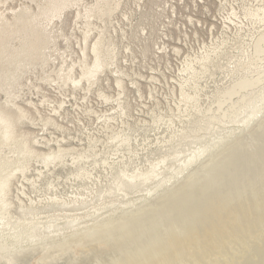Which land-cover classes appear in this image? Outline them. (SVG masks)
I'll return each instance as SVG.
<instances>
[{"label":"rangeland","instance_id":"374dc122","mask_svg":"<svg viewBox=\"0 0 264 264\" xmlns=\"http://www.w3.org/2000/svg\"><path fill=\"white\" fill-rule=\"evenodd\" d=\"M45 3L0 0V106L14 121V135L0 139V181L9 179L6 206L0 202V264H35L40 255L42 264H70L72 255L73 264H117L118 248L86 253L94 239L101 242L100 234L78 254L62 243L76 244L142 207L149 213L160 195L178 194L175 188L205 162L207 175L214 171V158L229 147L232 155L221 160H237L229 171L242 167L240 177L264 161V0H106L110 11L103 15V0H69L51 19L20 23L39 17ZM25 38L32 54L21 51ZM14 50L21 57L8 64ZM95 54L103 64L89 73ZM223 175L208 188L216 193L230 185L231 176ZM199 183L190 192L200 190ZM252 187L264 195V178ZM253 191L239 202L248 203ZM234 217L229 210L225 219L213 218L207 234ZM115 227L122 235L125 227ZM256 237L245 233L223 251L242 241L254 244ZM200 238L175 241L169 257ZM133 245L126 255L134 249L135 256Z\"/></svg>","mask_w":264,"mask_h":264},{"label":"bare ground","instance_id":"6f19581e","mask_svg":"<svg viewBox=\"0 0 264 264\" xmlns=\"http://www.w3.org/2000/svg\"><path fill=\"white\" fill-rule=\"evenodd\" d=\"M68 3H69V0H46V3L43 6V8L39 14V17H37V18L30 17L29 19H27V21H26V18H24L22 20L20 18V23H21V21H23V22H27L28 26H31V25L33 26L34 23L40 22V20H42L43 18L51 19L53 15L55 16V14L59 13L62 9H64L66 6H68ZM105 3H106V0H103V6L104 7L102 8V11H101L102 15L105 13H108L110 11L108 6H105ZM99 4H100V2H99ZM86 10L88 11V14H91L92 7L88 6V7H86ZM41 14H44V16L42 17ZM2 20H4V19H2V17H0V21H2ZM17 24H18V22H17ZM7 26H8V24L6 25V29H7ZM18 28L19 27H17V29ZM26 29H27V27L25 29L22 28L23 31H25ZM11 36H13V35H10L9 37H7L8 43H9ZM23 37H26V36L23 35ZM29 38L30 37H28V39ZM24 41L25 42H22L23 44H25L23 47L24 49H22L21 51L22 52L25 51L29 54L32 52L30 45H29L30 42H29V40H27V38H25ZM33 46H34V44H33ZM94 50H95V48H94ZM3 52H4V50H0V54L2 56H3ZM12 52L13 51H11V53ZM18 55H19V57H21L20 56V50H16V51L14 50V53L12 54L11 57L7 58V56H6L7 63L11 62V64H12V63L18 62V59H19ZM21 60H20V62H21ZM102 64L103 63L101 62L98 55L95 54V58L93 61V69H90L89 73H94L98 68H100L102 66ZM252 108H253L252 111H255V112L258 111V109L254 108V107H252ZM251 113H254V112H251ZM13 128H14V121H13L10 113L8 111H6L4 107L0 106V139L1 138L3 140L10 139L14 135ZM243 142L245 143V141H241L238 143V146L240 147V149H243V148H241L243 145ZM262 146H263V143H262ZM231 148L229 147L228 149H231ZM250 148H249V151L251 150ZM253 148H252V150H253ZM262 148L264 149V147H262ZM228 149H227V151L225 149L224 152L219 151L221 154H218L217 157L215 156L216 158H214V160L215 161L217 160L218 163L216 162L217 163L216 164L214 162L213 164L215 165V167L218 168V169L216 168L217 170L216 169L214 170V167H213L214 165H212V167L210 166L209 169L211 170V168H213L212 170H214V171H212L213 173L212 172L209 173L210 172L209 171L208 172L209 174L207 175L206 170L208 169L209 166L207 167L208 163L205 162L204 164L201 165V168H199L197 170V172L189 175L187 177V179H185L183 182H181L175 188V190L177 189V191H179L178 194H176V192L173 193V191H168L167 193L163 192L164 195L163 194L160 195L158 197V199H156L155 203L151 204V202H150L151 207H148V208H150L149 213L145 214L144 212L146 210L144 211V207H142L143 209L141 208V209L134 210V212L128 214L126 216V218H122L121 220L120 219H112V220H110V222H108L104 226H103V224H102V226L100 225L99 227L96 228V230L86 234V236H84V237H81L76 242V244H74L75 243L74 239H71V242H69V239H67V241H65V243H62V245L65 248L66 247L67 248L73 247L72 250L74 251V253L78 254L80 251L83 250L82 249L83 244L86 241L90 240L91 237H92V239H94L93 238L94 236L96 237V235L100 234V235H102V239L99 238L101 242H98L94 239V242L91 243L90 246L88 245L89 247H88V249H86L87 250L86 253L90 254L91 251L97 249L98 247L101 248V249L98 248L99 250H103L102 249L103 247H104V249H105V247H107L111 253L114 252V250H115L114 248H118L120 259H118L119 263H117V264H133V262H134V264H172V262H174V264H175V263H180L182 261H186L188 264H264V222L259 223V221H258V223H255V221L253 220L254 217L255 218L256 217L257 218L263 217L261 219L262 221L264 219V195L260 196L261 191L258 192L257 188H253L254 186L252 187V185L255 184L257 182V180H262V178H264V176H263L264 175L263 174L264 173V161L260 162L259 165L256 164L257 170L253 169V168L250 169V167H249V169H248L249 171H247V173H244L240 177L239 174L241 173L240 171L243 170L242 167H239L236 169V167L233 166L236 169V170L234 169L235 170L234 173L232 171H229V169L233 170V169H231L232 167H230L229 165L235 164V162L237 161V160L235 161V158L233 160L235 162L232 161L233 163H231V161H230V164L227 165V163L225 161V164H223L224 163L223 159L225 158V156L228 157V155L229 156L232 155L231 154L232 152H228L229 151ZM255 149H257V148H255ZM258 149H260V148L258 147ZM233 150H235V149L233 148ZM238 150H239V148H238ZM235 151H233V152H235ZM241 152H242V150H241ZM251 152H253V151H251ZM260 152H261V150H260ZM225 154H227V155H225ZM239 154H240V152H239ZM245 155L247 157L248 155H250V153L246 154V152H245ZM259 155H261V154H259ZM222 156H224V158ZM236 156H244V155L240 154V155H236ZM49 157H51V155H49L48 158ZM52 157H55V156H52ZM251 157L252 156L250 155V158ZM221 158H223L222 159L223 161L221 160ZM245 159L247 160L248 157ZM261 159H262V157H261ZM211 160H213V159H211ZM229 160H232V159H229ZM246 160H244V162H246ZM248 161H249V163L250 162L252 163V161H250L249 159H248ZM254 161L255 160H253V162ZM242 162H243V160H241V163ZM236 165L238 166L241 164L239 163ZM241 166H243V163ZM247 166H248V164H247ZM253 166H255V165H253ZM244 168H245V166H244ZM238 169H241V170L238 171ZM202 171H204V172H202ZM203 173H206L207 176H204V178H203L204 181L201 179L202 182L205 183V186L203 183V186L200 188V190L203 189V191H204V189H207L209 186H213L212 183L214 184L216 181H222L221 180L222 178L224 180V176L226 174L225 175H223V174L227 173L228 177L227 176L226 177L228 179L230 178L229 176H231V179L229 181L230 185H228L229 183L227 184V186L224 185L225 186L224 189L225 190L227 189V192H225L223 187L219 188V186H218L217 188H215L216 193L213 192V190H211V188L213 189V187L208 188V190L210 189L213 192V195L210 193L211 191L209 192L211 194V196L209 193H208L209 195L207 193H203V192L200 193L199 192L200 190H198L199 189L198 185L200 184L199 182H201V181H198L197 179H199V177L202 178L203 176H201V175ZM162 181H163V179H162ZM202 182H201V184H202ZM197 183H199L197 185L198 189L195 187L197 190L195 189L196 191H194L191 189L192 192H190V186L193 185L192 187H194V185L196 186ZM8 185H9V179L7 177L3 178L0 181L1 207L6 206V203H5L6 201H3L2 195L6 192ZM219 185H220V182H219ZM187 186H188V190L186 192H184L183 190H185L187 188ZM221 186H223V185H221ZM215 189H214V191H215ZM247 189H249L250 191L257 189V191H253L254 192L253 195L251 194V197H249L247 200H245V201H249L248 203L241 204L239 202L240 201L239 199H241V197H244ZM188 192L191 193V194L189 193L190 195H187L188 198H185V199L180 201L179 196L182 194L184 196V193L186 194ZM205 192H207V191L205 190ZM196 195L197 196L200 195L199 198H202L200 203L197 202L198 198H197V201L195 200L197 197ZM172 196H174V198ZM253 197L255 198L254 200H253ZM176 199L178 200L177 202H175ZM173 200H174V202H173ZM223 200L227 201L228 204L225 205L224 203H221ZM242 200L243 199H241V201ZM171 201L173 203H175L174 204L175 206L172 205V206H170V209H169L168 207H169V205H171V203H170ZM245 205L247 206V208H243ZM166 210H168V212ZM229 210H231L233 213H235V217L232 219L230 224L227 225L225 221L223 222V221L218 220L220 222L214 226L215 227L214 228L215 229L214 234L212 236L208 235L207 234L208 231L210 229H213V218H217V219L224 218L225 212H227ZM242 215L247 218V219H245V223L239 222L238 218ZM118 218H120V217H118ZM119 225L125 227L124 232L120 236H118L119 234L117 235L114 230L112 231V229L115 226H119ZM118 229H120V228H118ZM136 229H138V230H136ZM118 232H119V230H118ZM245 233H247L250 238H252L253 235H257V237L255 238L257 240L254 241V244H251L248 241H246V242L242 241L240 243V247H239V244H237V245L233 244L231 252L227 253V252L223 251V248H224L226 243H231V241H234L237 238H241ZM194 236L201 237V238L199 240L195 241V243H193V245H191L190 243H186V245L184 244L182 247L174 250L173 259H172V257L171 258L169 257V255H168L169 250L167 251V249H171L175 245V241H177L176 243H178V241L182 242L185 238H188V241H189ZM207 236H208V239H207ZM231 239H233V240H231ZM172 240H173V242H172ZM235 243H237V242H235ZM130 244L135 245V246L133 245L137 251L136 253H134L135 256L131 254V253H133L132 251L134 250L133 249L134 247L132 248L133 249L132 251L130 250L131 255L125 254L126 250L129 251V248L132 247V245L129 248L127 247ZM236 246H238L239 248H236ZM190 247H194V250H191ZM208 247L211 248V250L210 249L208 250ZM5 248L6 247H4V249ZM137 249H139V250H137ZM245 250H247V251H245ZM115 252H116V250H115ZM248 252H250V253L248 255L246 254L244 256V254L248 253ZM148 253L150 255H152V257L149 256ZM199 253H201L203 256L206 257L207 262H205L203 259L201 260L200 257L197 256ZM113 254H115V253H113ZM113 254H111V255H113ZM87 255L84 258H86ZM116 255L118 256V254H116ZM146 255H148V257ZM114 259H117V258H114ZM75 260H76V257L72 255V259H71L70 264H73L75 262ZM100 261H101V259H100ZM36 263L42 264L41 255L36 260L35 264ZM101 264H103V263H101ZM109 264H111V263H109Z\"/></svg>","mask_w":264,"mask_h":264}]
</instances>
